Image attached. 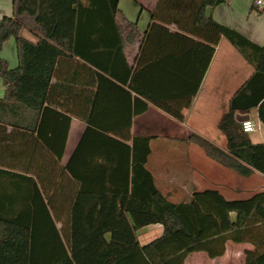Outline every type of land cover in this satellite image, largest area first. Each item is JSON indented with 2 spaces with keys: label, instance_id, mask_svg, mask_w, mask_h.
I'll use <instances>...</instances> for the list:
<instances>
[{
  "label": "trees",
  "instance_id": "trees-1",
  "mask_svg": "<svg viewBox=\"0 0 264 264\" xmlns=\"http://www.w3.org/2000/svg\"><path fill=\"white\" fill-rule=\"evenodd\" d=\"M220 1L156 0L141 32L118 0H12V14L0 17V50L13 36L18 56L17 66L9 67L0 55L5 84L0 97V264H182L192 251L222 254L227 240L251 242L254 248L243 251L244 264H264V187L247 199L224 201L217 190L204 189L190 199L171 200L146 166L154 135L132 134L130 117L119 128L96 123L93 115L105 99H89L72 109L66 99L49 98L58 61L78 56L95 73L96 98L98 77L106 74L146 98L133 114L144 110L148 100L183 120L195 85L187 93L162 94L136 86L135 75L157 76L163 86L171 73H152L151 65L205 47L200 82L223 36L253 71L231 94L218 122L225 147L195 132L187 140L234 172L264 173V142H253L236 119V113L256 107L264 125V41L256 43L216 21L208 9ZM253 8L261 12L264 6ZM22 26L38 33V41L22 36ZM87 33L95 38H79ZM135 36L141 44L133 66L123 46ZM122 62L124 70L118 68ZM73 114L86 125L62 163ZM22 158L28 160L29 174L7 168ZM150 223L162 224V234L140 244L137 230Z\"/></svg>",
  "mask_w": 264,
  "mask_h": 264
},
{
  "label": "crops",
  "instance_id": "crops-1",
  "mask_svg": "<svg viewBox=\"0 0 264 264\" xmlns=\"http://www.w3.org/2000/svg\"><path fill=\"white\" fill-rule=\"evenodd\" d=\"M155 1L118 0V7L124 16L128 20L134 21L138 29L143 32L150 22V13ZM253 4L254 0H222L208 9V12L216 21L234 28L256 43H262L264 41V9L261 12H257L253 8ZM5 14H12V0H0V17ZM169 27L174 29L175 24H170ZM20 34L33 42L39 39V34L26 26H22ZM79 38L90 41L95 36L94 34L87 33L81 35ZM225 39L223 36L220 37L218 43L215 45L211 59L200 82H197V74L201 68V64L205 61V47H200L197 51L189 49L180 55L166 56L159 63L151 65L148 70L152 73L165 71L171 73L170 81L164 83L163 86H159L157 76L152 75L151 77V75L141 72L135 75L133 82L136 86L156 93L170 95L187 93L195 85L196 92L192 101L188 107L183 109V120L176 119L148 100L144 110L133 114L131 110L136 105L141 109L144 104L143 101L146 98L130 84L119 83L106 74H100L98 77L97 87L101 97L99 95L96 98L95 73L93 69H90V64L81 63L84 60L78 56L72 58L65 56L58 61L51 78L52 90L49 98L60 101L66 99L67 104L72 109L82 108L84 101L88 104L89 99L90 101L91 99H105L104 104L93 115L96 123L107 128H119L130 117V130L132 134L154 135L150 139L151 151L147 157L146 166L151 171L155 184L169 199H190L195 191L204 189L217 190V185L221 183V180L217 178V173L222 169L205 159L201 152L208 158L210 157L205 154L196 142L187 140V137L190 132H195L219 147H225L226 139L218 128V122L227 107L222 112L216 114L212 125H209L205 121L208 119L205 117H202L199 123L192 122L190 118L196 100L217 99L218 89L225 82L231 80L236 72L231 61H229V53L232 54V51H229V45L225 43ZM87 44L89 45L90 43L87 42ZM140 44L141 37L135 36L133 39L125 40L123 46L125 58L133 66H135V58L139 53ZM220 52L224 53L221 62L217 60ZM86 53L93 54L88 48ZM0 55L7 60L9 67L17 66L18 56L16 42L13 36H10L3 42ZM124 66L125 64L122 62L119 63L118 68L124 70ZM92 67L94 66L92 65ZM210 70L213 71L210 73ZM252 71L253 66L251 71L230 90L227 96L228 100L234 90ZM224 72L225 75H222ZM206 85L210 88L209 92L205 89ZM4 89L5 84L0 77V97L3 96ZM255 113L257 116L256 107ZM247 114L249 116V112ZM257 120L259 127L255 130H258L259 137L254 138V136L250 135L251 131L248 132V135L253 142H264V125L258 119V116ZM85 125L86 123L78 116L74 114L71 116L61 160L62 163H65L69 158ZM10 130L11 125L9 124L7 125V131ZM212 160L215 161L214 159ZM218 164L223 166L220 163ZM6 166L7 168L13 167L15 171L29 174L25 172V169L29 167L27 158H22L20 161L13 160L10 164H6ZM254 171L261 174L264 180V173L258 170ZM160 184L166 185L167 188H162L163 186L161 187ZM162 231L163 226L160 223L144 225L137 230L138 240L140 244L146 243L160 236ZM227 241L234 244H242L245 242L248 244L244 245V249L254 248V245L248 241ZM227 241L225 242V249L222 254L209 256L203 250H196L189 252L185 256L182 264H244V255L241 258L227 255Z\"/></svg>",
  "mask_w": 264,
  "mask_h": 264
},
{
  "label": "rangeland",
  "instance_id": "rangeland-1",
  "mask_svg": "<svg viewBox=\"0 0 264 264\" xmlns=\"http://www.w3.org/2000/svg\"><path fill=\"white\" fill-rule=\"evenodd\" d=\"M226 41L227 45H229V51H232V54L229 53V61H231V64L236 69V72L232 76L231 80L228 82H225L221 88L218 89V95L217 99H197L194 108L191 112V121L195 123H199L201 121L202 117L208 118L207 123L209 125H212L214 122V118L218 112H222L227 107V96L238 84L237 82L242 80L244 76H246L252 69V65L245 60V58L237 51L235 46H233L228 40ZM225 52V51H224ZM224 53H219L217 60L221 62L222 55ZM225 59V58H223ZM213 70H210V73ZM213 74V73H212ZM222 75H225V72L222 73ZM209 82V80H208ZM208 92L210 88L206 85L205 88ZM207 93V92H204ZM205 102V104H203ZM203 111V113H202ZM249 116L255 123H257V116L255 113V107H252L249 110ZM258 130H253L250 132V135L254 136V138H258ZM198 149H200L198 147ZM203 157L207 159L208 161H211L217 167L221 168L222 170L218 171L217 178L221 180V183L217 185V191L222 195L224 198L223 200H236V199H247L251 195H253L258 190H261L264 187L263 183V177L261 174H259L257 171H254L250 175H242L237 172H234L224 166L219 165L217 162L213 161L212 159L208 158L201 152ZM162 188H167L166 185L160 184ZM164 189V190H165ZM232 217H234V214H232ZM217 218V217H216ZM224 217L222 216V219ZM228 242V248H227V255L231 256H237L241 258L243 256V249L244 245H247L248 243H242V244H234L230 241ZM264 246V245H263Z\"/></svg>",
  "mask_w": 264,
  "mask_h": 264
},
{
  "label": "built area",
  "instance_id": "built-area-1",
  "mask_svg": "<svg viewBox=\"0 0 264 264\" xmlns=\"http://www.w3.org/2000/svg\"><path fill=\"white\" fill-rule=\"evenodd\" d=\"M254 4L258 7L264 6V0H254ZM241 127L244 131H253L259 127L258 123H255L249 116L241 120Z\"/></svg>",
  "mask_w": 264,
  "mask_h": 264
},
{
  "label": "water",
  "instance_id": "water-1",
  "mask_svg": "<svg viewBox=\"0 0 264 264\" xmlns=\"http://www.w3.org/2000/svg\"><path fill=\"white\" fill-rule=\"evenodd\" d=\"M248 114L247 113H236V119L241 121L244 118H247Z\"/></svg>",
  "mask_w": 264,
  "mask_h": 264
}]
</instances>
